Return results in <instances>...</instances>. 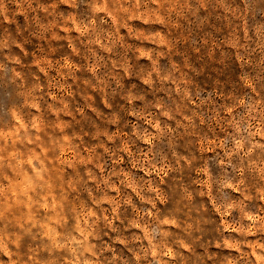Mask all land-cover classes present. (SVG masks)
Segmentation results:
<instances>
[{
	"label": "clouds",
	"instance_id": "1",
	"mask_svg": "<svg viewBox=\"0 0 264 264\" xmlns=\"http://www.w3.org/2000/svg\"><path fill=\"white\" fill-rule=\"evenodd\" d=\"M0 264H264V0H0Z\"/></svg>",
	"mask_w": 264,
	"mask_h": 264
}]
</instances>
